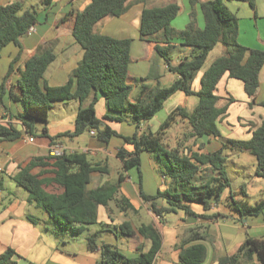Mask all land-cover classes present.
I'll return each instance as SVG.
<instances>
[{
  "label": "trees",
  "instance_id": "1",
  "mask_svg": "<svg viewBox=\"0 0 264 264\" xmlns=\"http://www.w3.org/2000/svg\"><path fill=\"white\" fill-rule=\"evenodd\" d=\"M225 1L232 0H189V22L183 29L172 25L181 9L178 2L144 7L140 38L154 43L156 54L163 58L169 71L178 77L169 86H162L158 77L155 78L157 84L154 86L148 84L152 76L140 77L139 93L133 100L130 96L135 78L131 79L129 76L132 39L116 38L94 31L95 24L102 18L124 14L129 7L128 0H92L83 10L76 12L73 38L84 53L66 84L50 86L44 81L49 64L56 58L51 48L39 50L23 62L16 83L18 91L8 89L6 82L22 53L19 52L10 63L7 74L0 80V110L6 108L5 97L8 94L12 100L22 104L23 111L10 114L8 121H5L3 115V120L0 121V141H14L26 134L48 137L51 145H54L62 137H76L85 131L94 130L96 138L108 143L113 136L119 134L97 116L95 104L98 92L105 96L108 110L116 114L106 115L105 118L123 121L130 116L137 128L132 136L124 137L125 143L132 145V149L126 146L118 149L117 157L122 163V171L116 183L106 182L89 190L91 174L94 171H107L91 163L84 152L65 151L58 156H38L20 166L12 178L28 192V202L34 203L48 214L46 222L54 225L57 236H64L69 231L78 235L85 230L86 225L98 223V205L108 206L112 201L121 208L135 209L126 197L117 195L126 172L133 167H140V155L144 151L153 154L158 169L172 183L169 188L159 190L155 195L141 193L144 201L150 203L152 211L161 217L178 209L195 214L190 206L193 202L201 203L206 211L214 203H218L224 190L231 184L226 169V148L254 154L257 159L256 175L264 177V120L253 130L248 140L223 138L219 127L230 104L221 106V97L216 93L222 77L228 72L230 77L243 81L246 93L254 100L264 66V50L250 48L240 42L239 18ZM243 1H248L255 9V0ZM52 2L53 0H43V4L47 6ZM198 10L202 14L203 26L198 22ZM37 22V9L25 7L22 1L0 5V57L3 48L10 43L22 48L21 39ZM217 44L223 45L225 52L204 70L201 87L194 90L193 82ZM181 46L190 48V55L173 63L172 53L176 49L181 51ZM178 91L198 97V104L193 111L189 112L179 106L169 114L157 131H140L141 125L153 118L164 107L165 101ZM92 94L93 98L86 104ZM60 100L79 101L75 126L71 131L51 136L48 130L49 111ZM229 101L234 102L235 99L231 98ZM259 104L264 107V100ZM177 116L188 120L192 136L196 139L215 136L221 139L223 146L211 153H202L190 147L187 152L180 146L170 148L163 136ZM38 121L47 124L40 133ZM18 124L23 125L22 130L18 129ZM198 148L201 150V145ZM36 168H40L38 173L33 171ZM205 172L207 176L197 181L198 175ZM59 189L62 191L58 192ZM230 196L232 207L243 217L256 216L264 210V197L256 204H249L235 199L232 194ZM157 198H164L169 207H158L155 203ZM28 217L35 224L40 222L33 215ZM120 228L127 236L138 232L152 237L151 248L146 252L141 250L136 257H129L116 246L102 243L99 264H151L162 247V239L153 226L142 225L135 231L129 222H124ZM98 237V232L88 237L92 250L98 248ZM205 238L206 235L197 227L187 229L178 245L182 264H204L207 253L205 245L192 244L191 241ZM21 257L13 247H8L0 254V264H20L18 259ZM253 258L257 259V264H264V238L247 237L235 253L221 257L218 264H241L243 260ZM25 264L36 263L26 260Z\"/></svg>",
  "mask_w": 264,
  "mask_h": 264
},
{
  "label": "crops",
  "instance_id": "2",
  "mask_svg": "<svg viewBox=\"0 0 264 264\" xmlns=\"http://www.w3.org/2000/svg\"><path fill=\"white\" fill-rule=\"evenodd\" d=\"M15 1H22L25 7H35L38 12V22L33 26L34 30L28 32L21 39L22 48L14 43H10L3 48L0 57V80L7 74L13 59L21 52L22 56L15 63L14 70L6 82L8 89L13 88L14 91H18L16 83L19 79V69L23 62L37 51L51 48L55 52L56 58L49 64L44 75V81L50 86L66 84L82 60L84 53L80 44L73 38L72 31L76 12L83 10L92 0H53L52 4L48 6L43 4V0H0V5ZM172 1L178 2L181 7L180 11L183 12L185 10L189 17V0ZM127 3H129V7L124 14L120 16L109 15L102 18L95 24L94 31L116 38H131L130 64H132L138 60V54L135 52L138 47L140 50L145 49V60L156 53L153 42L141 40L140 27L144 7L159 5L155 0H128ZM179 14L181 13L179 12ZM174 20L173 22H175ZM173 22L172 25L177 29L185 27L180 28L179 25L181 23L174 25L175 23ZM198 22L200 26H203L200 10H198ZM259 32L261 35V31ZM256 37H258L257 30H255L254 35L251 33V36H248L243 34L240 28L239 40L243 45L264 50V39L260 38V41H256ZM182 47L181 55L178 56L179 59L183 58L182 55H187L184 54L185 50L190 53V48ZM174 52L177 54V49ZM224 52L225 47L217 44L209 53L205 67L197 74L193 82L192 87L194 90H198L201 87V77L204 70ZM166 74L173 79L170 84L178 77L177 74L169 71L166 64L165 67H149L148 65V67L134 68L129 66L131 79L152 76L151 80L154 81L155 85L157 84L155 79L157 77L162 86L170 85H165L162 80V77ZM216 93L221 97V106L230 103L226 117L219 122L223 138L250 139L253 130L264 120V107L259 104L264 100V66L260 72V85L254 100L246 93L243 81L230 77L228 72L220 80ZM96 95L98 98L95 104L97 116L103 123L117 131L119 135L113 136L106 143L96 138L91 134V131H85L80 136L69 137V142L62 141V139L57 141V143L65 145L67 152L86 153L91 163L107 171L106 173L94 171L91 174V180L88 184L89 190L95 189L106 182H117L118 175L122 171V163L117 157L118 149L121 146H126L131 150L132 145L125 143L124 137L132 136L137 130L136 125L132 121L126 122L125 120L119 121L105 118L106 115L116 114L108 110L105 96L101 92ZM93 96L92 94L89 97L86 104L90 103ZM182 96H185L184 100L186 102L184 104L181 103ZM188 96L191 95H187L183 91L173 94L165 101L164 107L153 118L141 125L140 131L146 129L157 131L169 114L179 106L189 112L193 111L198 102H193L194 104L192 103L189 108L187 106V100H190ZM231 98L235 99V101L230 102L229 99ZM130 99L133 100L132 97ZM5 103L6 108L0 110V117L5 115L4 119H8L10 114H18L23 111L22 104L12 100L8 94L5 97ZM53 106V108L59 106V108L71 109L67 114H58L55 120L50 118L51 113L49 111V134L55 136L65 131L73 130L79 101L60 100L55 102ZM0 121H2L1 118ZM175 124H177L178 132L176 139L172 141L169 139V130ZM163 137L170 148L180 146L181 149H185V152L190 147L195 151L211 153L223 146L221 139L215 136H203L196 139L192 136V128L188 120L180 116L176 117ZM199 145L202 147L201 150L198 148ZM50 146L51 140L48 137L37 136L31 139L26 134L14 141H0V167L2 168L0 173V254L8 247H13L22 256L18 259L20 264H25L26 260L36 264H61L52 260V250L55 247L57 249L59 247L57 246V239L54 243L55 233L53 227L46 225L43 228L39 226L40 222L35 224L29 219L28 216L33 215L31 212H39V207L34 203L28 202V192L12 178L19 171L20 166L26 165L32 158L50 154ZM245 152L247 151L238 153H226L225 151L227 161L232 160L231 169L235 174H240L243 171V161L245 162L247 156H249ZM111 157L118 160V167L115 170H112L109 163ZM140 157V167H133L126 172V177L121 182L117 195L126 197L133 203L135 209L130 207L121 208L112 201L108 206L98 205V223L86 225L85 230L79 234L81 236V245L84 247L82 252L78 253V250L72 246V248L66 247L65 249L68 252L63 250L61 251L62 253L67 254L73 260L79 261V263L99 264L101 260V254L99 256L100 245L102 243L116 246L129 257L138 256L141 250L144 252L148 251L152 246L153 238L143 236L138 232L132 236H127L120 228V225L124 222H129L135 231L142 225H152L161 237L162 247L151 264H182L178 245L185 236L187 229L191 227H197L206 235L205 239L191 241L192 244L203 243L205 245L207 253L204 264H218V260L221 257L235 253L247 237L264 238V210L259 215L243 217L238 212L236 216L231 215L228 208L225 210L226 212H222L218 203H214L209 211L204 210L203 206L202 210L196 211L191 203V209L195 214H189L184 210L178 209L177 211L168 212L162 217L157 215L152 211L150 203L144 201L141 193L155 195L159 190L169 188L172 183L167 176L160 172L152 153L144 151ZM249 159L256 170V156L254 159L252 157H249ZM145 165L147 168H144ZM39 169L36 168L33 171L38 173ZM226 169L228 172L227 164ZM22 189L25 190L24 193L21 191ZM60 191L62 190L59 189L58 192ZM155 203L158 207H169L164 198H157ZM33 208H36V211L33 212ZM200 215H211V217H202ZM212 215H216V217ZM33 216L39 218L36 215ZM39 220L41 221L40 218ZM146 220L148 221L146 222ZM96 232L99 233V245L97 249L92 250L88 244V237ZM66 244L69 246L71 243L68 242ZM69 263L71 264L72 260ZM257 263L256 258L241 262V264Z\"/></svg>",
  "mask_w": 264,
  "mask_h": 264
},
{
  "label": "rangeland",
  "instance_id": "3",
  "mask_svg": "<svg viewBox=\"0 0 264 264\" xmlns=\"http://www.w3.org/2000/svg\"><path fill=\"white\" fill-rule=\"evenodd\" d=\"M36 1V0H35ZM38 1V0H37ZM172 0H155V2L158 5H165L169 2H171ZM227 3V5L229 6V8L238 16L239 18V25L241 28V31L243 32V34L251 36V33L254 35L255 30H257L258 33V37H256V41H260V38L264 39V27H262V25H264V0H255V9H253L251 7V5L249 4L248 1H243V0H232V1H225ZM181 4V3H180ZM250 5V6H249ZM255 12V13H254ZM181 14L178 15V17H176V19L174 20L175 23L174 25L181 23L179 25L180 28L186 26L189 22V17L187 16V12H185V10L182 12L180 11ZM182 21V22H181ZM261 31V35L260 32ZM264 48V46H263ZM188 49V48H187ZM135 52L138 54L137 61H134L132 64H130L131 67L137 68V67H165L164 64V60L163 58L159 57L156 53L153 54V56L151 58H147L145 60L146 57H144L145 55V49L143 48V50H140L139 47L138 49L135 50ZM182 51L177 50V54H175V52L172 53V62L173 63H177L180 59L178 56L181 55ZM184 54L190 55L189 51L185 50ZM183 57L185 55H182ZM143 58V59H141ZM140 77L135 79V83H134V91L132 92V95L130 96V98H134L138 93H139V88H140ZM152 77L148 80V84H150L151 86H154V81L151 80ZM163 82L165 83V85H168L172 82V78L171 76H169L168 74H166L165 76L162 77ZM169 86V85H168ZM183 98L181 99V103L184 104V102H186L184 100L185 96H182ZM188 98L190 100H187V106L190 108V105H192L193 102H198V97L195 95H191L188 96ZM194 104V103H193ZM54 107V106H53ZM51 108L50 109V118H57L58 114H64V113H69L70 109L69 108H59V106H56L55 108ZM59 112V113H58ZM126 122L131 121V117H127L125 119ZM47 124H45V122L43 121H38L37 124V128H38V132L40 133L42 130V127L45 126ZM178 127L177 124H175L170 130H169V139H171L172 141H174L176 139L177 136V131ZM80 136V135H79ZM62 141H67L69 142V137H62L61 138ZM82 143H84L82 141ZM226 153H238V152H242L240 150H236V149H231V148H226ZM247 155V159L245 160V162L243 161V171L240 174H235L234 171H232L231 166H232V160H228L227 161V167H228V176L230 178V187L226 188L224 190V192L221 195L220 200L218 201L219 204V208L222 212H226L225 210L230 209L229 211L231 212V215H237V211L232 207L231 205V199H230V194H232V196L237 199V200H242L245 202H248L249 204H256L258 201L261 200V198L264 197V177H260L258 175L255 174V169L254 166L251 165L250 159L249 157H252L254 159L255 155L252 154L251 152L247 151L245 152ZM236 163H238L237 160H235ZM112 170H115L116 167H118V160H115L113 157L110 158L109 161ZM157 164V163H156ZM144 168H147V166L145 165ZM207 176L206 172L202 173L200 175H198V177L196 178L197 181H200L203 177L205 178ZM23 193L25 192L24 189L21 190ZM135 204V203H134ZM136 205V204H135ZM137 206V205H136ZM192 206L194 208V210H202V205L201 203L198 202H193ZM32 211H36V208H33ZM39 212H35L32 213L33 215L38 216L41 221L39 226L43 227L46 225L52 226L53 230L54 225L48 224L46 221L48 220V214L42 209L39 208L38 210ZM229 214V213H228ZM229 214V215H230ZM43 216V217H42ZM46 220V221H45ZM149 220V219H148ZM146 220V222L148 221ZM44 228V227H43ZM47 228V227H45ZM46 230V229H44ZM54 232H56V230H54ZM55 235V239H54V243L56 241V239L58 240L57 246L58 249L55 247L53 251V257L52 260L61 263V264H70V260H72L71 264H83V263H79V261L73 260L70 256H68L67 254L62 253L61 251H67V249H65L66 247H70L72 248V246H74L73 248H76L78 250V253H81L83 250V246L81 245L82 243L81 241V236L72 234L70 231L64 235V236H57ZM58 237V238H56ZM70 242L71 244H69V246H67L66 243ZM41 243V242H39ZM40 245V244H39ZM72 250V249H71ZM100 256V253H99Z\"/></svg>",
  "mask_w": 264,
  "mask_h": 264
},
{
  "label": "built area",
  "instance_id": "4",
  "mask_svg": "<svg viewBox=\"0 0 264 264\" xmlns=\"http://www.w3.org/2000/svg\"><path fill=\"white\" fill-rule=\"evenodd\" d=\"M33 30H34V27L32 26V27L29 29V32H31V31H33ZM0 118H1V120H3L2 117H0ZM5 121H8V119L6 118ZM91 134L95 135V131H94V130H91ZM30 138L33 139L32 136H30ZM66 149H67V148L65 147L64 144H62V143H57V144H54V145H51V146H50V148H49V153H50L51 155L58 156V155L63 154L65 151H67ZM1 170H2V168L0 167V173H1Z\"/></svg>",
  "mask_w": 264,
  "mask_h": 264
},
{
  "label": "water",
  "instance_id": "5",
  "mask_svg": "<svg viewBox=\"0 0 264 264\" xmlns=\"http://www.w3.org/2000/svg\"><path fill=\"white\" fill-rule=\"evenodd\" d=\"M18 129L22 130L23 129V125L22 124H18Z\"/></svg>",
  "mask_w": 264,
  "mask_h": 264
}]
</instances>
